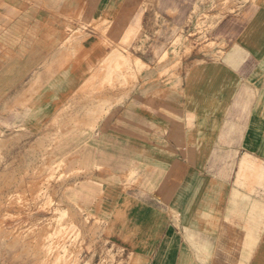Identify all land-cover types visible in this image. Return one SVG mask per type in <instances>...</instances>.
<instances>
[{"label": "crops", "instance_id": "obj_1", "mask_svg": "<svg viewBox=\"0 0 264 264\" xmlns=\"http://www.w3.org/2000/svg\"><path fill=\"white\" fill-rule=\"evenodd\" d=\"M15 2L0 0V126L39 130L67 201L136 264H264V0L181 60L199 0H157L116 44L70 41L79 24Z\"/></svg>", "mask_w": 264, "mask_h": 264}, {"label": "rangeland", "instance_id": "obj_2", "mask_svg": "<svg viewBox=\"0 0 264 264\" xmlns=\"http://www.w3.org/2000/svg\"><path fill=\"white\" fill-rule=\"evenodd\" d=\"M13 1L79 24V29L66 30L70 41L98 37L114 44L123 36L132 38L142 32L122 29L121 22L137 21L144 9L154 8L157 2L125 0L123 9L110 8L103 14L112 0ZM249 1L199 0L192 20L195 29L178 35L170 51L181 60L211 50L214 44L207 43V32ZM38 136L39 130L0 126V264H136L135 254L106 237L109 232L103 221L67 201L63 186L69 176L61 164L51 163L38 147L32 148L30 140ZM181 260H200V255L182 254Z\"/></svg>", "mask_w": 264, "mask_h": 264}, {"label": "bare ground", "instance_id": "obj_3", "mask_svg": "<svg viewBox=\"0 0 264 264\" xmlns=\"http://www.w3.org/2000/svg\"><path fill=\"white\" fill-rule=\"evenodd\" d=\"M3 235V234H2ZM5 239V238H4ZM14 239V238H13ZM15 240V239H14ZM17 240V239H16ZM18 243H20V242H18ZM3 244V243H2ZM17 245V244H16ZM237 248V247H236Z\"/></svg>", "mask_w": 264, "mask_h": 264}]
</instances>
